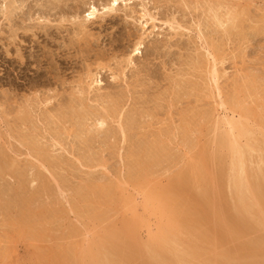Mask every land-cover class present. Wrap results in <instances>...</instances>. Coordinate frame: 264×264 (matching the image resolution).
Listing matches in <instances>:
<instances>
[{
  "label": "rangeland",
  "instance_id": "obj_1",
  "mask_svg": "<svg viewBox=\"0 0 264 264\" xmlns=\"http://www.w3.org/2000/svg\"><path fill=\"white\" fill-rule=\"evenodd\" d=\"M111 1L0 0V264L107 237L105 263L127 264L158 231L180 250L167 264H264V187L228 147L264 162V0Z\"/></svg>",
  "mask_w": 264,
  "mask_h": 264
},
{
  "label": "bare ground",
  "instance_id": "obj_2",
  "mask_svg": "<svg viewBox=\"0 0 264 264\" xmlns=\"http://www.w3.org/2000/svg\"><path fill=\"white\" fill-rule=\"evenodd\" d=\"M118 5V0H112L111 1V3H110V6H108L107 8H104V11L105 12H110V11H113L114 10V7L115 6H117ZM103 9V8H102ZM97 9L95 8V7H91V11L89 12V14L87 15V18L88 19H91V18H94L95 17V15L97 14ZM140 46L141 45H139L138 46V48H137V46H136V49L134 50V55L136 54V53H138L139 52V49H140ZM246 83V82H245ZM235 89V88H234ZM82 103V102H81ZM114 108H116V107H114ZM111 110V109H110ZM113 110V109H112ZM114 111H115V109H114ZM111 112V111H110ZM205 116V115H204ZM192 118V117H191ZM102 122V121H101ZM105 122V121H104ZM104 122H102V123H104ZM186 122V121H185ZM185 122H183V123H185ZM98 123L99 122H97V125H95L96 127H98V126H102L103 124L102 123H99V125H98ZM241 126V125H240ZM239 126V127H240ZM234 127V126H233ZM238 130H239V133L242 135L243 133L245 134V129H243L242 127L241 128H238ZM224 135V134H223ZM221 135L222 136V138H220L219 139V141L218 142H220L219 144L220 145H223L224 147L226 146L227 147V144L229 143L228 142V138H227V136L226 135ZM228 135V134H227ZM230 139H232L231 137H229ZM236 139V138H235ZM234 139V140H235ZM230 142H233V140L231 141V140H229ZM158 142V141H157ZM257 143V142H256ZM155 145L157 146V144L155 143ZM230 145H231V147H230ZM235 145V144H234ZM233 144H229V146L228 147H230V150H234L233 152H235L234 153V155H236V156H238L236 159H238V161L240 162V164H241V169L243 168L244 170H241L243 173V177H249V176H251V179H252V189L250 190V194L251 195H258V196H260V197H263V190H262V187H264V178H262V179H260L259 177H257L258 176V174H257V172L259 173L260 172V170H262V169H264V162H263V159H262V157L261 158H259L257 161L256 160H253V156H251L248 152H245L244 150H242V149H240L241 151H239V150H236L235 149V147H237V143H236V146H234ZM249 145V144H248ZM140 146V145H139ZM150 146V145H149ZM148 146V147H149ZM154 146V145H153ZM257 146V145H256ZM220 147V146H219ZM239 147V146H238ZM241 147V146H240ZM156 148V147H155ZM242 148V147H241ZM153 149V148H152ZM152 149H151V151H152ZM238 149V148H237ZM263 149V148H262ZM155 150V149H154ZM250 150V149H249ZM257 150V149H256ZM259 150V149H258ZM248 151V150H247ZM254 151V150H253ZM256 152V151H255ZM154 155V154H153ZM47 156V155H46ZM152 156V155H151ZM264 156V155H263ZM256 158H258V157H256ZM137 160V159H136ZM231 164V163H230ZM247 164H251V168L249 167V171L247 172V169H246V167H247ZM234 165V164H233ZM239 165V164H238ZM256 166H257V168L259 169L258 171L255 169L256 168ZM141 167V166H140ZM230 168V167H229ZM232 168V167H231ZM255 170L257 171L256 172V174H257V176H256V174H255ZM136 171V170H135ZM224 171V170H223ZM235 171V170H234ZM233 171V169H231V170H229L228 171V181H229V186H230V194H229V196L225 199V204L228 206H234L233 207V209L235 208V202H237L236 200H235V198L239 195V194H242L244 191H245V186H243V185H245V184H243V182H242V178H240L241 176H239V174L240 173H237V174H235V172ZM237 172V171H236ZM134 174H135V172H134ZM193 175V174H192ZM264 175V174H263ZM262 176V175H261ZM186 178H188L187 180L189 181V183H190V181H191V183H192V185H193V182H195L197 179H191V176H187ZM226 178V177H225ZM250 179V178H249ZM195 180V181H194ZM243 180H244V178H243ZM201 181V180H200ZM251 181V180H250ZM250 183V182H249ZM195 184V183H194ZM194 187H196V186H194ZM191 188H193V187H191ZM198 188V187H197ZM229 188V187H228ZM194 189V188H193ZM264 189V188H263ZM197 190V189H196ZM173 191V190H172ZM175 192V191H174ZM181 192V191H180ZM183 193V192H182ZM245 193V192H244ZM245 195V194H244ZM244 195H243V197H244ZM241 196V195H240ZM258 198V197H257ZM254 199V198H253ZM259 199H261V198H259ZM263 199V198H262ZM240 200V199H239ZM255 200V199H254ZM243 201H244V198H243ZM250 201V200H249ZM264 200H262V202H263ZM169 202V201H168ZM22 204V203H21ZM239 204V203H238ZM242 204V203H241ZM249 205H247V207H248ZM246 207V208H247ZM155 209V208H154ZM248 209V208H247ZM189 210V209H188ZM249 210V209H248ZM250 211V210H249ZM252 211V210H251ZM254 211V210H253ZM238 212H240V214L239 215H241V217H242V215H243V217H245L244 215L245 214H243V212L244 213H246V211L244 210L243 212L242 211H238ZM229 215V214H228ZM232 215V214H231ZM164 216V215H163ZM130 217V216H129ZM187 217V216H186ZM228 217V216H227ZM239 217V216H238ZM189 218V217H188ZM234 218V217H233ZM264 218V217H263ZM247 219V218H246ZM245 220V219H244ZM264 220V219H263ZM139 222V221H138ZM241 222V221H240ZM126 223H127V221H126ZM125 223V224H126ZM134 223V222H133ZM239 223V222H238ZM140 224V222L138 223V225ZM236 224V223H235ZM137 225V224H136ZM246 225V224H245ZM237 226V225H236ZM239 226V225H238ZM39 227V226H38ZM161 227V226H160ZM168 227V226H167ZM261 227V226H260ZM162 228V227H161ZM127 229V228H126ZM167 229H169V228H167ZM171 230H173L172 228H170ZM163 230H165V228L163 229ZM124 231V230H123ZM127 231V230H126ZM125 231V232H126ZM130 232H129V235L128 234H126V235H128V236H130V239H132L133 241L134 240H136V238L135 237H137V236H135V233H134V231L133 230H129ZM124 232V233H125ZM170 232V231H169ZM121 232H115L114 234V236H112V239L114 240V241H119L120 240V238L121 237H119L118 235L120 234ZM124 233H122V235H125ZM128 233V232H127ZM171 233V232H170ZM245 233V232H244ZM127 237V236H126ZM261 237H263V236H261ZM102 238V237H101ZM110 238V237H109ZM95 239V238H94ZM92 240L90 243H89V245H88V247H86V248H88V249H86L85 250V252L83 253V254H81V256H80V254H77L76 256H74L75 254H73L72 256H73V260L71 261V262H69V263H67V262H65V264H106L105 263V261L109 258V257H111V256H113V255H117V249L118 248H116V246L115 245H113L112 244V246H111V248H109V244H110V241L108 240V237H107V239H105V242H103V241H99V240ZM216 239V238H215ZM259 239V238H258ZM101 240V239H100ZM112 240V241H113ZM124 240V239H123ZM173 240H175V238L173 239ZM178 240H180V238H178ZM202 240V239H201ZM176 241H177V239H176ZM207 241V240H206ZM253 241V240H252ZM264 241V240H263ZM262 241V242H263ZM209 242H210V240H209ZM109 243V244H108ZM208 243V242H207ZM213 244V243H212ZM135 245H137L135 248H137V249H133L132 248V250H128L126 253H125V255H124V257L122 258L123 259V261H125L127 264H132L133 262H132V260H135V258L137 257V256H141V258H143V261H142V264H167L166 262H173V263H175V262H179L180 261V259H182V258H180L181 256V254L179 255L178 253H177V251L176 250H174V248H177V247H175V246H173V244H172V240L168 237V235H167V233H166V231L164 232V231H158L157 233H152V234H150V237H149V242L148 243H146V244H141V243H139V242H137V240L135 241ZM178 245V244H177ZM209 246V245H208ZM212 246V245H211ZM253 246V245H252ZM261 247V246H260ZM259 247V248H260ZM93 248H95V250L93 251ZM192 248H193V246H192ZM59 250V249H58ZM119 250V249H118ZM177 250H178V248H177ZM181 250H182V248H181ZM75 251H77V250H74V252ZM180 250H178V252H179ZM212 251V250H211ZM79 252V251H78ZM81 252H83V251H81ZM184 252V251H183ZM65 253V252H64ZM143 253H145V255H143ZM180 253H182V252H180ZM191 253V252H190ZM66 254V253H65ZM187 255V254H186ZM189 255V254H188ZM67 256V255H66ZM190 256V255H189ZM258 256V255H257ZM60 257V256H59ZM68 257V256H67ZM184 257V256H183ZM233 257V256H232ZM232 257H230V258H232ZM247 257H250V255H247ZM69 259H70V257H68ZM67 258V260H69ZM235 258V257H234ZM252 258H255V259H257V257H256V255H255V257H252ZM262 258V257H261ZM110 259V258H109ZM233 259V258H232ZM247 260L246 261H248V258H246ZM238 260H240L241 261V259H240V257H239V259ZM244 260H245V258H244ZM243 260V261H244ZM251 260V259H250ZM249 260V261H250ZM108 261V260H107ZM183 261H185V260H183ZM215 261H216V259H215ZM224 261V260H223ZM233 262H234V260H232ZM235 261H237V260H235ZM242 261V262H243ZM248 261V262H249ZM137 262V261H136ZM140 262V261H139ZM180 262H182V260L180 261ZM214 262V261H213ZM241 262V263H242ZM248 262H244V264H248ZM172 263V264H173ZM199 263V262H198ZM209 264L210 263H212V262H208ZM215 263V262H214ZM235 264L237 263V262H234ZM251 263V262H250ZM256 263H258V262H256ZM261 263V262H260ZM259 263V264H260ZM168 264H170V263H168ZM186 264V263H185ZM206 264V263H205ZM217 264V263H216ZM243 264V263H242Z\"/></svg>",
  "mask_w": 264,
  "mask_h": 264
}]
</instances>
